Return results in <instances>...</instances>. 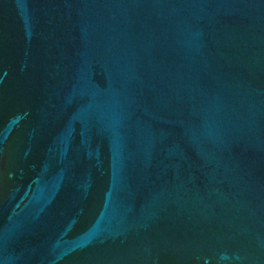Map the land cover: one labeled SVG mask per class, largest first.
Segmentation results:
<instances>
[{"label":"water","instance_id":"1","mask_svg":"<svg viewBox=\"0 0 264 264\" xmlns=\"http://www.w3.org/2000/svg\"><path fill=\"white\" fill-rule=\"evenodd\" d=\"M0 264H264V0H0Z\"/></svg>","mask_w":264,"mask_h":264}]
</instances>
